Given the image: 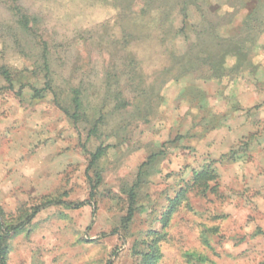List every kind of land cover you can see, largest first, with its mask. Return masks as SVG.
<instances>
[{"label":"rangeland","instance_id":"obj_1","mask_svg":"<svg viewBox=\"0 0 264 264\" xmlns=\"http://www.w3.org/2000/svg\"><path fill=\"white\" fill-rule=\"evenodd\" d=\"M6 1L0 207L20 225L7 264H264V0H19L31 33ZM45 50L53 92L35 75ZM205 166L215 190L165 225Z\"/></svg>","mask_w":264,"mask_h":264},{"label":"trees","instance_id":"obj_2","mask_svg":"<svg viewBox=\"0 0 264 264\" xmlns=\"http://www.w3.org/2000/svg\"><path fill=\"white\" fill-rule=\"evenodd\" d=\"M6 7L9 12L12 14L14 19L16 20L17 25L24 32L31 33L34 31L36 27L39 26V21L35 16L29 15L25 8L21 5L19 0H7L5 2ZM42 45L48 46L47 42L43 41ZM46 49V48H45ZM39 63L41 64L40 71L35 72V75H44L45 79V88L47 91L53 92V84H54V72L51 69V59L49 54L46 53L41 56ZM0 75L5 77L6 80L11 82V75L5 68H0ZM40 92V91H38ZM37 92V93H38ZM38 95V94H37ZM74 98L72 99V103L74 105V113H70V111H66L67 115H69L74 121L79 120V111L81 107V101L79 95L74 93ZM41 98V96H40ZM104 154L103 148H99L98 151L93 156L92 164H94L102 158ZM98 184L101 183L102 178L100 175H97ZM217 181V175L215 170L212 169L211 166H205L201 171L196 172L192 180L186 183L179 192L176 193L174 198L170 199L168 212L166 214L164 224L168 223L170 216L176 212L182 205L184 201H187V196L191 192H198L199 195L206 196L211 191H214L215 188L211 186L212 183ZM136 189L135 185L130 191V205L128 208V221H131L135 214V205H136ZM44 206H34L30 209V212L25 214L23 219L30 220L41 210ZM20 225H16L12 222V220H7L5 218L4 212L0 207V264H7L9 248H8V240L12 232H16L19 229ZM151 239L143 246V250L141 252V256L146 259L147 262L151 263L155 261L158 256V245L163 239V236L160 235L158 231L151 230L150 231Z\"/></svg>","mask_w":264,"mask_h":264}]
</instances>
